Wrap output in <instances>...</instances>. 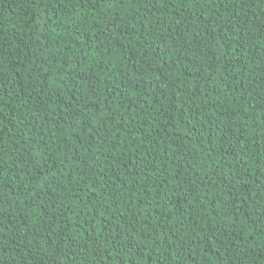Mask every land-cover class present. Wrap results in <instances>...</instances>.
Returning a JSON list of instances; mask_svg holds the SVG:
<instances>
[{"label": "trees", "instance_id": "obj_1", "mask_svg": "<svg viewBox=\"0 0 264 264\" xmlns=\"http://www.w3.org/2000/svg\"><path fill=\"white\" fill-rule=\"evenodd\" d=\"M252 3L0 0L7 264H264Z\"/></svg>", "mask_w": 264, "mask_h": 264}, {"label": "snow or ice", "instance_id": "obj_2", "mask_svg": "<svg viewBox=\"0 0 264 264\" xmlns=\"http://www.w3.org/2000/svg\"><path fill=\"white\" fill-rule=\"evenodd\" d=\"M70 3L71 0H60V4L63 5L64 3ZM149 2L151 3V5L153 7H155L156 5H159L161 8H165L168 6L167 4V0H149ZM178 2V0H171V6H175V4ZM230 3H236L237 0H229ZM242 3H248V0H241ZM194 6V5H193ZM262 7H264V4L261 5ZM145 7H148V5L146 4ZM251 7L253 8V12L255 15V7H256V3L255 0H253V3L251 5ZM245 25L241 22L239 16L237 15L236 20L234 21L233 25H230L229 27L232 29H237V28H241L244 27ZM262 27H264V25H262ZM237 39H240L239 37H237ZM3 57V53H0V58ZM4 75H7V73H4ZM13 79H15L13 77ZM37 79H39V77H37ZM11 84V81L9 82H5L3 76H0V91H7L9 89V85ZM12 87H15V84H11ZM32 93L30 92L29 95H31ZM36 95H39V93H35ZM0 99H2V96H0ZM0 111H2V109H0ZM3 142H0V144H2ZM3 157L2 155H0V163H2ZM3 173V168L2 166H0V174ZM259 195V194H257ZM41 203L47 207L49 205H54L55 201L49 197H47L46 193H40L39 194ZM253 200L256 199V196L252 197ZM53 210L55 211V207L53 208ZM67 211V210H66ZM3 212V206L2 203H0V214H2ZM253 216H255L256 218H259L258 214L253 212L252 213ZM261 215H264V212L261 213ZM65 227H67V225H65ZM0 264H7V262L4 260V251L3 249H0ZM81 264H83V262L81 261Z\"/></svg>", "mask_w": 264, "mask_h": 264}]
</instances>
